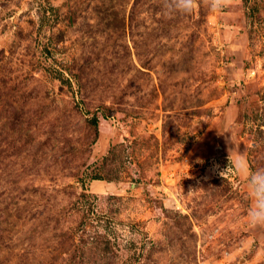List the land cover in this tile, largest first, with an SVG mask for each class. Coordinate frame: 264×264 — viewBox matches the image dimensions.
<instances>
[{"label":"rangeland","instance_id":"rangeland-1","mask_svg":"<svg viewBox=\"0 0 264 264\" xmlns=\"http://www.w3.org/2000/svg\"><path fill=\"white\" fill-rule=\"evenodd\" d=\"M239 154L264 168V0H0V264H264Z\"/></svg>","mask_w":264,"mask_h":264},{"label":"clouds","instance_id":"clouds-1","mask_svg":"<svg viewBox=\"0 0 264 264\" xmlns=\"http://www.w3.org/2000/svg\"><path fill=\"white\" fill-rule=\"evenodd\" d=\"M203 2L212 14L222 13L234 4V0H203ZM198 4L199 0H162V11L168 17L190 16ZM233 168L238 175L246 179L247 197L250 200L246 212L248 225L251 228L264 227V168L251 171L244 154H239Z\"/></svg>","mask_w":264,"mask_h":264},{"label":"trees","instance_id":"trees-1","mask_svg":"<svg viewBox=\"0 0 264 264\" xmlns=\"http://www.w3.org/2000/svg\"><path fill=\"white\" fill-rule=\"evenodd\" d=\"M95 122H96V121H95ZM96 124H97V122H96ZM96 124H95V125H96Z\"/></svg>","mask_w":264,"mask_h":264}]
</instances>
